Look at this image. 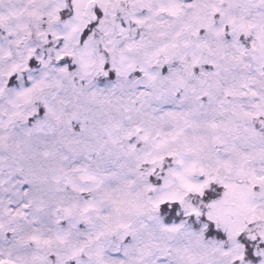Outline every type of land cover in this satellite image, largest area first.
<instances>
[{"label":"snow or ice","instance_id":"snow-or-ice-1","mask_svg":"<svg viewBox=\"0 0 264 264\" xmlns=\"http://www.w3.org/2000/svg\"><path fill=\"white\" fill-rule=\"evenodd\" d=\"M0 264H264V0H0Z\"/></svg>","mask_w":264,"mask_h":264}]
</instances>
